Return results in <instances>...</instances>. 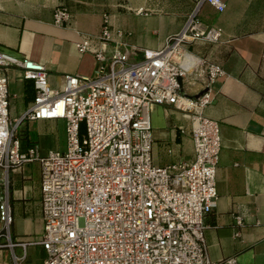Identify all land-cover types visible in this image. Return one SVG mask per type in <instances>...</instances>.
Masks as SVG:
<instances>
[{
    "label": "built area",
    "instance_id": "2783aa9c",
    "mask_svg": "<svg viewBox=\"0 0 264 264\" xmlns=\"http://www.w3.org/2000/svg\"><path fill=\"white\" fill-rule=\"evenodd\" d=\"M203 2L220 11L225 7L223 0H194L181 28L158 49L131 45L122 50L127 33L117 30L113 37L109 13L103 12L94 36L99 44L92 49L93 74H67L61 89L50 87L43 63L0 48V68H20L34 90L32 102L11 125L8 80L0 74V169L7 175L14 167L39 163L43 232L17 244H40L41 264H218L207 255L203 229L206 215L217 206L221 137L218 121L204 110L213 100L212 81L226 71L215 62L202 68L183 62L185 44L221 37L220 27L198 17ZM69 18L67 7L54 9V23ZM89 44L90 37L82 35L76 46L86 51ZM106 45H111L108 56ZM190 72L203 75L197 96L183 90ZM152 104H170L189 115L191 159L153 163ZM24 119H62L64 149L42 153L35 143L22 147L17 127ZM235 221L241 225V216ZM0 222V248L12 247L11 207L1 192ZM222 263L238 264L234 257Z\"/></svg>",
    "mask_w": 264,
    "mask_h": 264
},
{
    "label": "crops",
    "instance_id": "0c3cea01",
    "mask_svg": "<svg viewBox=\"0 0 264 264\" xmlns=\"http://www.w3.org/2000/svg\"><path fill=\"white\" fill-rule=\"evenodd\" d=\"M223 1L221 11L208 2L198 10L203 23L221 28L220 39L185 44L183 59L189 65L196 62V68L205 62L219 63L226 71L212 81L213 100L204 110L219 123L221 148L215 170L217 206L205 217L203 235L209 259L218 264L228 257L238 264H264V0ZM58 6L70 13L63 24L53 21ZM193 6L194 0H0V48L43 63L50 87L61 89L67 74H93L92 49L99 44L94 36L103 12L109 13L113 37L117 30L127 33L122 50L131 45L158 49L181 28ZM140 7L143 12H136ZM82 35L90 37V50H78ZM104 50L108 56L111 45ZM0 74L7 76L13 125L32 102V81L18 67L0 68ZM202 76L187 74L183 90L192 95L201 91ZM150 120L154 164L165 166L193 157L187 113L170 104H152ZM17 131L24 148L35 143L44 153L65 147L62 119H24ZM0 192L8 196L9 236L16 243L0 248V264H15L16 258L20 264H41L45 251L40 244L25 248L17 244L36 240L43 232L39 163L14 167L7 175L0 169ZM236 215L241 216V225L236 224Z\"/></svg>",
    "mask_w": 264,
    "mask_h": 264
},
{
    "label": "water",
    "instance_id": "95a60500",
    "mask_svg": "<svg viewBox=\"0 0 264 264\" xmlns=\"http://www.w3.org/2000/svg\"><path fill=\"white\" fill-rule=\"evenodd\" d=\"M179 80H180V78H179ZM201 92H202V90L199 91L198 93H196L195 96L199 95Z\"/></svg>",
    "mask_w": 264,
    "mask_h": 264
}]
</instances>
